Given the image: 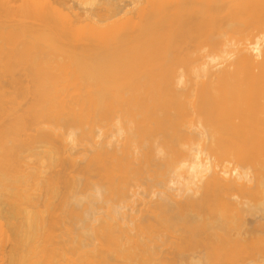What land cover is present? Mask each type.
Instances as JSON below:
<instances>
[{
    "label": "bare ground",
    "instance_id": "bare-ground-1",
    "mask_svg": "<svg viewBox=\"0 0 264 264\" xmlns=\"http://www.w3.org/2000/svg\"><path fill=\"white\" fill-rule=\"evenodd\" d=\"M0 264H264V0H0Z\"/></svg>",
    "mask_w": 264,
    "mask_h": 264
}]
</instances>
